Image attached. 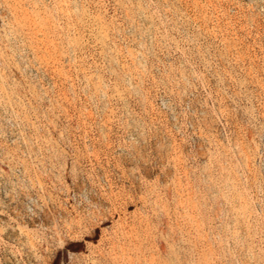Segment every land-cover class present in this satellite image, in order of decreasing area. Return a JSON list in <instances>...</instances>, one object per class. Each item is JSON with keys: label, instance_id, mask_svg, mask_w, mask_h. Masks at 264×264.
Wrapping results in <instances>:
<instances>
[{"label": "rangeland", "instance_id": "374dc122", "mask_svg": "<svg viewBox=\"0 0 264 264\" xmlns=\"http://www.w3.org/2000/svg\"><path fill=\"white\" fill-rule=\"evenodd\" d=\"M0 264H264V0H0Z\"/></svg>", "mask_w": 264, "mask_h": 264}]
</instances>
